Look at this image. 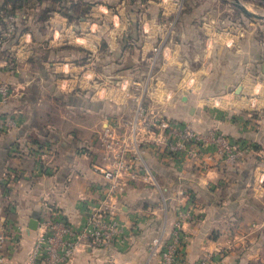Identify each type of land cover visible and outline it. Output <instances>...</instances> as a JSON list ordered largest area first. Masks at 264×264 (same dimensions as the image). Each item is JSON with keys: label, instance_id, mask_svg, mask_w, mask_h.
Returning <instances> with one entry per match:
<instances>
[{"label": "crops", "instance_id": "0c3cea01", "mask_svg": "<svg viewBox=\"0 0 264 264\" xmlns=\"http://www.w3.org/2000/svg\"><path fill=\"white\" fill-rule=\"evenodd\" d=\"M26 34L15 37V43L9 36L0 39V83L13 87L10 100L0 103V121L16 120L14 127L0 131V236L5 238V264H26L37 232L30 222L46 215V206H53L66 224L79 231L91 209L100 207L106 189L104 178L90 166L94 159L101 162L100 153L79 151L85 143L76 140L83 133L89 135L85 127L89 122L71 120L67 124L71 127L65 128L56 111V98L63 94L70 113L75 108L88 113V89L81 83L78 93L69 80L59 84L57 71L50 70L54 60L39 54L47 41ZM91 104L99 111L101 103L91 100ZM189 113L202 134L223 130L237 140L249 135L264 148V129L246 133L249 127L244 122L232 124L224 101H206L202 107H190ZM201 153L199 162L209 152ZM150 163L171 198L163 206L153 187L124 173L125 190L108 209L109 218L121 229L112 243L119 264H149L152 239L162 234L169 239L182 211L192 214L183 223L185 259L193 262L210 253L212 264H264L263 166L237 164L222 170L210 164L203 170L196 163L164 164L153 156ZM227 218L236 221L238 229L231 230ZM106 253L82 248L68 264H102Z\"/></svg>", "mask_w": 264, "mask_h": 264}, {"label": "rangeland", "instance_id": "374dc122", "mask_svg": "<svg viewBox=\"0 0 264 264\" xmlns=\"http://www.w3.org/2000/svg\"><path fill=\"white\" fill-rule=\"evenodd\" d=\"M240 1L264 15V0ZM17 13L3 14L6 36L46 40L39 54L54 60L45 67L57 71L55 80L88 89V113H70L64 95L56 98L65 128L89 122V135L76 138L83 153H102L109 128L127 134L136 124L143 135L145 120L188 121L189 108L209 100L224 101L229 121L247 124L246 133L264 129V19L246 16L234 0H31ZM220 133L243 142V153L221 166L212 154L213 167H264V148L252 137Z\"/></svg>", "mask_w": 264, "mask_h": 264}, {"label": "built area", "instance_id": "2783aa9c", "mask_svg": "<svg viewBox=\"0 0 264 264\" xmlns=\"http://www.w3.org/2000/svg\"><path fill=\"white\" fill-rule=\"evenodd\" d=\"M13 87L9 82L0 83V103H7L12 97ZM153 123L145 120L143 135L133 126L127 134L109 128L100 138L102 153L100 161L92 160L90 166L96 175L106 181L105 195L100 200L98 208H92L84 226L77 231L65 223L63 215L56 209L46 206V215L38 220L36 238L27 258L26 264H68L82 248L102 249L106 253L102 264H119L112 243L119 236L121 229L117 222L111 220L109 207H113L112 199L123 193L124 173L129 172L133 179L141 180L153 187L161 199L162 205H167L171 198L166 193L152 166L151 157L159 158L162 163H196L198 168L207 169L212 164V158L217 156L218 165L236 162L242 157L243 142L235 143L218 131L206 134L198 132L191 120L177 121L171 119L159 120ZM16 125L13 118L0 121V131ZM158 130H155V129ZM243 147V148H242ZM208 151L205 159L200 161L201 150ZM214 154V157L212 156ZM203 157V156H202ZM236 160V161H235ZM161 164V163H160ZM49 213V215L47 214ZM192 214L182 211L171 232L169 239L164 234L152 239L149 247L148 263L156 264H212L214 257L208 253L190 262L183 255L182 235L183 223ZM5 238L0 236V264H5Z\"/></svg>", "mask_w": 264, "mask_h": 264}, {"label": "trees", "instance_id": "16d2710c", "mask_svg": "<svg viewBox=\"0 0 264 264\" xmlns=\"http://www.w3.org/2000/svg\"><path fill=\"white\" fill-rule=\"evenodd\" d=\"M31 0H0V39L4 40L6 33H4V29H6L9 25L6 22V16L3 14L13 13L18 14L19 9L24 8L26 5L30 3ZM17 16V15H16ZM11 40H15V37L11 36Z\"/></svg>", "mask_w": 264, "mask_h": 264}, {"label": "water", "instance_id": "95a60500", "mask_svg": "<svg viewBox=\"0 0 264 264\" xmlns=\"http://www.w3.org/2000/svg\"><path fill=\"white\" fill-rule=\"evenodd\" d=\"M234 5L238 9H240L246 16H248L250 18L264 19V15L256 14V13L250 11L240 0H234ZM185 101H186V98H185ZM37 227H38V221L36 219H32L30 222V228L36 230Z\"/></svg>", "mask_w": 264, "mask_h": 264}]
</instances>
